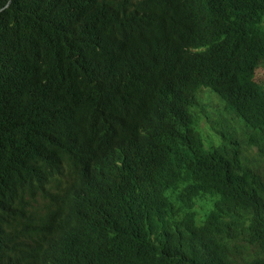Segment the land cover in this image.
Segmentation results:
<instances>
[{
  "label": "trees",
  "instance_id": "16d2710c",
  "mask_svg": "<svg viewBox=\"0 0 264 264\" xmlns=\"http://www.w3.org/2000/svg\"><path fill=\"white\" fill-rule=\"evenodd\" d=\"M221 60L257 86L264 0H12L0 11V264H264V90L249 102L230 89L236 115L204 131L185 117ZM140 89L142 106L179 122L129 130L106 117L75 130L109 92ZM103 131L133 150L118 173L127 203L78 210L70 194L47 213L19 203L33 160L83 176L84 149Z\"/></svg>",
  "mask_w": 264,
  "mask_h": 264
},
{
  "label": "clouds",
  "instance_id": "9594fccd",
  "mask_svg": "<svg viewBox=\"0 0 264 264\" xmlns=\"http://www.w3.org/2000/svg\"><path fill=\"white\" fill-rule=\"evenodd\" d=\"M140 1V0H134ZM165 7H182L187 0H160ZM207 24L214 27L213 16L208 11ZM261 67L254 69L253 83L264 90V80L259 81L256 73ZM211 83L201 86L189 99L185 107L186 119L193 117L194 125L204 131L213 127L217 120L224 116H230L229 109L235 111L228 102L227 92L234 87L238 88L240 96L246 101L257 98L255 87L243 82L241 68L232 66L228 61L216 62L211 70ZM203 88L212 90L227 108L220 106L216 98L207 100ZM143 90L125 95L113 100L110 92L101 99L97 115L92 120L82 117V123L75 130L83 132L100 126L106 117L118 126L129 130L159 128L166 119L179 122L176 115L168 114L156 108L151 103L142 106ZM242 147V146H241ZM242 150L248 148L242 147ZM85 163L84 175L80 171H74L66 164L59 165L57 162L46 163L43 160H33L34 174L31 183L20 184L18 201L30 209L43 213L54 211L66 195L75 196L78 210L101 212L110 204L127 203V197L122 194L118 173L124 164L132 160L133 150L124 139L103 131L84 149ZM167 183L161 182L157 188V194L165 197L170 196L167 191ZM24 264V263H23Z\"/></svg>",
  "mask_w": 264,
  "mask_h": 264
},
{
  "label": "rangeland",
  "instance_id": "374dc122",
  "mask_svg": "<svg viewBox=\"0 0 264 264\" xmlns=\"http://www.w3.org/2000/svg\"><path fill=\"white\" fill-rule=\"evenodd\" d=\"M256 78H257V80H259V81H262V80H264V66L262 65L261 66V68L257 71V73H256ZM202 91H204V92H206V94H207V100L208 101H211L212 99V97H214V98H216V100L218 101V103L220 104V106H222L223 107V109L224 108H227V105L222 101V100H220L219 98H218V96L212 91V90H210L209 88H203V90ZM229 112L230 113H234L235 115H236V113H235V111H232L231 109H229ZM253 151V155H254V150H252ZM252 151H251V149H248L247 150V154H249L250 155V157L249 158H247L248 160H250L251 161V154H252Z\"/></svg>",
  "mask_w": 264,
  "mask_h": 264
},
{
  "label": "water",
  "instance_id": "95a60500",
  "mask_svg": "<svg viewBox=\"0 0 264 264\" xmlns=\"http://www.w3.org/2000/svg\"><path fill=\"white\" fill-rule=\"evenodd\" d=\"M11 1H12V0H9V2H8L5 6H3V7L0 9V11H2L4 8L8 7V6L10 5Z\"/></svg>",
  "mask_w": 264,
  "mask_h": 264
},
{
  "label": "bare ground",
  "instance_id": "6f19581e",
  "mask_svg": "<svg viewBox=\"0 0 264 264\" xmlns=\"http://www.w3.org/2000/svg\"><path fill=\"white\" fill-rule=\"evenodd\" d=\"M125 78V77H124ZM127 81V80H126ZM117 82V81H116ZM136 82H138V81H136ZM118 86V85H117ZM129 86V85H128ZM120 234V233H119Z\"/></svg>",
  "mask_w": 264,
  "mask_h": 264
}]
</instances>
